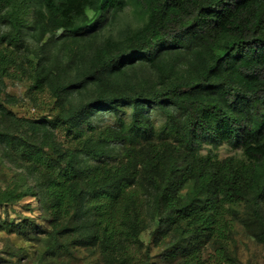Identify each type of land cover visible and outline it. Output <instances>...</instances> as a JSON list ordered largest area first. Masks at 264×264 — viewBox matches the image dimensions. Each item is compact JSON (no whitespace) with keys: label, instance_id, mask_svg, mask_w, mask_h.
<instances>
[{"label":"trees","instance_id":"obj_1","mask_svg":"<svg viewBox=\"0 0 264 264\" xmlns=\"http://www.w3.org/2000/svg\"><path fill=\"white\" fill-rule=\"evenodd\" d=\"M7 79L46 88L55 118L14 113ZM222 143L242 156L219 158ZM2 164L0 230L41 242L43 264L81 249L155 264L150 245L171 264H236L235 223L264 245V0H0ZM26 197L42 223L8 217Z\"/></svg>","mask_w":264,"mask_h":264},{"label":"rangeland","instance_id":"obj_2","mask_svg":"<svg viewBox=\"0 0 264 264\" xmlns=\"http://www.w3.org/2000/svg\"><path fill=\"white\" fill-rule=\"evenodd\" d=\"M126 11V15H128ZM121 14L118 21H128L129 16ZM6 92L18 97L20 100L17 104L11 106L14 113L26 117H36L37 119L46 118L47 120H53L55 118V112L57 107L53 103V98L51 97L49 91L45 88L44 90L34 91L31 93L28 84L21 80H6ZM30 97H28V96ZM34 97V98H33ZM124 108V106H121ZM128 110V107H126ZM149 110V109H148ZM149 112L151 117L156 124H159L163 120V116L155 109L150 108ZM98 126L113 123L114 119L112 114L106 113L105 115L94 120ZM205 148L201 149V152H205ZM218 157H224L226 155L234 154L241 157L240 149H231L226 143H222L217 148ZM13 171L9 169L7 164L0 165V186L5 187L8 182L11 181V175ZM30 203L32 209L28 210L25 208L27 203ZM15 210L9 209L8 217L15 215H30L38 223H42L40 215L41 212L34 203V199L26 197L19 201L15 206ZM15 211V212H14ZM4 211L0 207V218H3ZM232 238L227 240V248L230 251L232 258L235 260L236 264H264V245L257 242L254 238L249 236L247 232L242 229L237 223L234 224ZM152 227L147 228L141 233V239L144 243H147L150 238V231ZM39 235H42L40 233ZM42 237V236H40ZM150 261H155V264H171L163 262L157 258V254L161 250V246L150 245ZM6 248L13 249V251H19L21 258L20 264H43L44 261L40 256V252L43 247L41 242L38 241H26L21 235H18L14 231H8L6 229L0 230V251L6 250ZM3 252H1L2 254ZM140 257V255H139ZM60 263V260L57 261ZM55 261H49L48 264H57ZM62 263L66 264H95V258L88 257L86 251L81 249L76 252L72 259H63Z\"/></svg>","mask_w":264,"mask_h":264}]
</instances>
